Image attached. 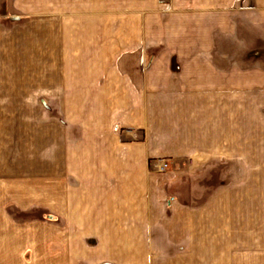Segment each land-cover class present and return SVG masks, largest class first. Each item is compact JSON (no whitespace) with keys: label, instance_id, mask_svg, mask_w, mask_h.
Instances as JSON below:
<instances>
[{"label":"rangeland","instance_id":"374dc122","mask_svg":"<svg viewBox=\"0 0 264 264\" xmlns=\"http://www.w3.org/2000/svg\"><path fill=\"white\" fill-rule=\"evenodd\" d=\"M61 44L68 62L94 59L95 51L106 60L113 50L146 66L203 62L227 86L234 122L226 211L198 212L181 238L151 230L154 243L132 246L131 259L112 263L264 264V0H0V264L98 263L75 259L87 246L61 243L59 216L38 197H18L28 178L43 180V82ZM236 157L257 165L237 175ZM213 178L197 182L196 193L218 186Z\"/></svg>","mask_w":264,"mask_h":264},{"label":"crops","instance_id":"0c3cea01","mask_svg":"<svg viewBox=\"0 0 264 264\" xmlns=\"http://www.w3.org/2000/svg\"><path fill=\"white\" fill-rule=\"evenodd\" d=\"M53 51L59 61L43 82L44 176L23 182L18 197H38L45 212L58 214L61 243L87 246L76 260L116 264L131 259L132 246L154 243V230L181 238L198 212L226 211L234 122L226 74L218 86L203 62L146 66L114 50L106 60L95 51L94 59L68 62L66 44ZM182 159L186 167L176 165ZM255 163L231 164L243 175ZM212 177L219 185L205 193L212 185L203 184L197 194V182Z\"/></svg>","mask_w":264,"mask_h":264},{"label":"built area","instance_id":"2783aa9c","mask_svg":"<svg viewBox=\"0 0 264 264\" xmlns=\"http://www.w3.org/2000/svg\"><path fill=\"white\" fill-rule=\"evenodd\" d=\"M164 166H165V165H163V167H164ZM163 167H162V168H163Z\"/></svg>","mask_w":264,"mask_h":264}]
</instances>
